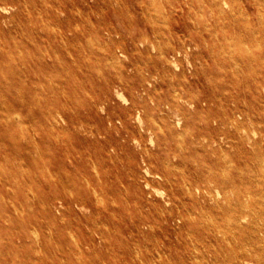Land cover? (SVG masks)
<instances>
[{
	"label": "rangeland",
	"instance_id": "1",
	"mask_svg": "<svg viewBox=\"0 0 264 264\" xmlns=\"http://www.w3.org/2000/svg\"><path fill=\"white\" fill-rule=\"evenodd\" d=\"M261 212L264 0H0V264H259Z\"/></svg>",
	"mask_w": 264,
	"mask_h": 264
},
{
	"label": "bare ground",
	"instance_id": "2",
	"mask_svg": "<svg viewBox=\"0 0 264 264\" xmlns=\"http://www.w3.org/2000/svg\"><path fill=\"white\" fill-rule=\"evenodd\" d=\"M179 124V123H178ZM19 139V138H18ZM67 140V139H66ZM74 162V161H73ZM97 163V162H96ZM111 173V172H110ZM134 181V180H133ZM219 208V207H218ZM228 211V210H226ZM9 213V212H8ZM261 216H262V219L264 220V212H261ZM240 216H239V220H240ZM260 233L263 234V236L259 237L257 239V245H258V249L262 251V253H264V245H263V242H262V239L264 238V230H259ZM257 256V260L259 262V264H262L263 261H264V256L262 257V255H256Z\"/></svg>",
	"mask_w": 264,
	"mask_h": 264
}]
</instances>
